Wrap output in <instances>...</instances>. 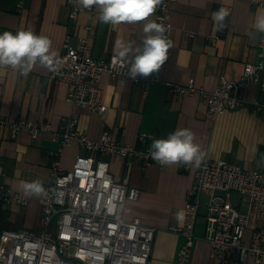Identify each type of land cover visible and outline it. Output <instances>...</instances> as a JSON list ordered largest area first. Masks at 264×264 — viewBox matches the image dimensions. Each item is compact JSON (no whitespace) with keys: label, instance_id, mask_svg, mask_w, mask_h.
Listing matches in <instances>:
<instances>
[{"label":"crops","instance_id":"crops-1","mask_svg":"<svg viewBox=\"0 0 264 264\" xmlns=\"http://www.w3.org/2000/svg\"><path fill=\"white\" fill-rule=\"evenodd\" d=\"M19 1L21 7L17 10ZM63 2L0 0V33L31 30L47 36L52 42L50 52L55 55L59 54L66 34L71 36V43L77 36H83L90 55L106 58L119 54L121 41L132 42L133 49L142 47L144 25L156 22L152 14L141 22L105 24L95 6L92 12L80 11L75 18H69ZM221 5L230 6V12L218 39L211 43L207 36L217 29L213 13ZM258 13H264V8L247 0H174L169 10L172 25L169 39L173 46L158 73L159 80L151 83L144 95L128 79L112 80L102 73L100 82L106 108L96 114L86 107L74 106L77 129L92 139L108 131L128 145L137 144L139 134L146 133L151 135L146 139L149 147L154 139H166L178 129H189L204 153L203 158L233 160L243 168L264 169V114L257 113L252 103L264 102V90L256 84L247 86L240 105L211 119L206 115L204 98L197 93L175 94L166 85V81L184 84L192 78L197 88L209 92L221 75L238 78L244 62L257 60L259 33L252 25ZM131 58L124 60L129 63ZM73 109L66 100L65 83L51 79L47 67L37 64L27 75L8 67L0 68V113L10 120L45 121L57 130L61 118ZM78 153L86 151L75 143L61 147L48 132L31 140L24 129L11 139L8 130L0 128V185L21 191L20 181L38 179L45 186L49 183L52 161L58 160L61 168L67 170ZM102 157L108 160L115 180L140 190L136 200L125 202L121 215L125 219L138 217L143 224L155 228L149 264H177L176 252L184 236L174 228L183 222L184 198L194 181L196 166L188 164L186 169L181 167L182 163L143 166L119 156ZM41 197H27L25 205L15 201L0 203V231L40 230ZM203 211L201 207L194 225L188 264H220L210 256L209 244L203 236ZM7 246L8 240L0 235L2 253ZM245 264L253 263L249 258Z\"/></svg>","mask_w":264,"mask_h":264},{"label":"built area","instance_id":"built-area-1","mask_svg":"<svg viewBox=\"0 0 264 264\" xmlns=\"http://www.w3.org/2000/svg\"><path fill=\"white\" fill-rule=\"evenodd\" d=\"M173 1L163 0L153 13L156 22L165 26L168 38L172 29L169 10ZM247 1L264 8V0ZM63 3L69 18H75L80 11L94 10V6L84 8L77 0H64ZM20 7L21 1L17 10ZM221 8L230 12L228 5H221ZM219 35L220 30L216 29L207 38L214 43ZM70 37L69 34L64 36L61 50L55 55L62 65L57 71L49 70V77L65 83L66 100L72 109L86 107L96 114L105 110L100 82L102 73L112 80L128 79L139 86L144 95L149 85L159 80L158 73L130 80L127 74L130 63L116 54L93 57L88 53L85 37L77 36L74 43ZM251 84L264 90V33H259L257 60L244 62L236 79L221 75L209 92L197 88L192 78L184 84L166 81L175 94L197 93L204 98L206 115L211 119L240 105L244 89ZM252 103L257 113L264 114L263 101ZM77 121L74 109L61 118L57 130L51 129L45 121L10 120L0 113V128H6L11 139L24 129L31 140L48 132L61 147L75 143L86 151L78 153L67 170L61 168L58 160L52 161L49 183L44 186L46 195L39 201L41 229L2 228L0 235L8 240V246L4 253L0 250V264H149L155 228L143 224L138 217L125 219L121 215L125 202L136 200L140 190L115 180L108 160L102 156H119L143 166L151 163L165 166L155 162L149 154L146 139L151 135L139 134L137 144L129 145L108 131L92 139L77 129ZM180 165L188 168V165ZM184 199L183 222L174 228L184 236L176 252L177 264L189 263L194 225L201 207L204 209L203 236L209 244L211 257L220 264H245L249 258L253 264H262L264 169L243 168L233 160L203 158ZM12 201L21 205L28 203L23 192L0 185V203Z\"/></svg>","mask_w":264,"mask_h":264},{"label":"clouds","instance_id":"clouds-1","mask_svg":"<svg viewBox=\"0 0 264 264\" xmlns=\"http://www.w3.org/2000/svg\"><path fill=\"white\" fill-rule=\"evenodd\" d=\"M77 3L84 8L95 6L99 9V19L103 23L119 25L148 19L163 0H77ZM227 16L228 12L223 8L213 13L217 30L223 28ZM252 27L256 32L264 33V13L257 14ZM143 31L146 35L142 47L133 49L132 42L121 41L119 44V58L123 60L132 57L127 74L133 81L159 73L173 46L163 24L150 21L144 25ZM51 43L47 36L37 35L31 30H18L15 33L4 31L0 33V68L8 67L27 75L39 64L50 71H57L62 61L56 59L55 53L50 52ZM194 140V133L189 129H178L166 139H154L149 154L160 165L182 163L199 167L204 153ZM20 190L26 197L46 195V190L38 179L20 181Z\"/></svg>","mask_w":264,"mask_h":264}]
</instances>
